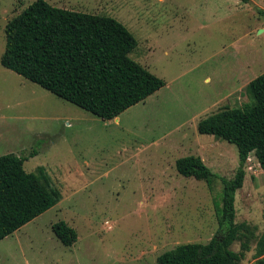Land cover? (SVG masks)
I'll return each mask as SVG.
<instances>
[{
	"label": "rangeland",
	"instance_id": "rangeland-1",
	"mask_svg": "<svg viewBox=\"0 0 264 264\" xmlns=\"http://www.w3.org/2000/svg\"><path fill=\"white\" fill-rule=\"evenodd\" d=\"M35 0H0V57L6 24ZM116 19L134 36L129 57L164 86L113 120H101L0 64V157H26L62 200L0 241V264H156L181 244L220 237L221 178L239 167L235 145L197 131L223 108L250 102L246 86L264 73V0H44ZM198 156L213 189L180 176L175 161ZM235 194V223L253 229L241 264H257L264 230V172L254 156ZM72 227L65 247L52 226ZM240 241L230 250L239 253Z\"/></svg>",
	"mask_w": 264,
	"mask_h": 264
},
{
	"label": "trees",
	"instance_id": "trees-1",
	"mask_svg": "<svg viewBox=\"0 0 264 264\" xmlns=\"http://www.w3.org/2000/svg\"><path fill=\"white\" fill-rule=\"evenodd\" d=\"M248 3L249 0H240ZM264 16V11L257 10ZM5 49L0 64L57 98L101 120H113L164 86L129 57L137 46L134 36L116 19L63 10L35 0L4 28ZM250 102L223 108L198 123L201 135L235 145L239 167L232 179L221 178V207L215 217L220 237L205 244H181L156 258V264H241L249 251L253 229L235 223V194L245 179V163L253 155L264 172V73L246 86ZM26 157H0V241L12 235L62 200L61 192L42 172L27 173ZM184 178L203 181L209 188L217 179L200 157L175 161ZM264 219V212H263ZM65 247L77 240L63 221L52 226ZM240 241V252L230 246ZM255 258L264 264V230L256 239Z\"/></svg>",
	"mask_w": 264,
	"mask_h": 264
}]
</instances>
